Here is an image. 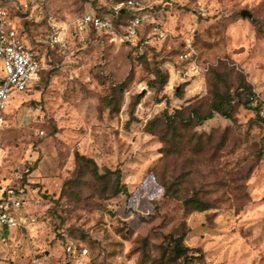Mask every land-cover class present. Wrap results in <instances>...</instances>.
I'll return each instance as SVG.
<instances>
[{"label": "rangeland", "instance_id": "rangeland-1", "mask_svg": "<svg viewBox=\"0 0 264 264\" xmlns=\"http://www.w3.org/2000/svg\"><path fill=\"white\" fill-rule=\"evenodd\" d=\"M0 1L44 62L33 89L12 91L0 129V198L12 189L15 215L34 219L3 228L0 264H57L68 243L87 247L88 264H264V0H145L140 49L96 30L50 45L51 25L112 0ZM186 43L209 72L181 83ZM213 70L242 74L259 116L235 103L166 131V113L204 112ZM176 230L197 249L187 262L171 252Z\"/></svg>", "mask_w": 264, "mask_h": 264}, {"label": "built area", "instance_id": "built-area-1", "mask_svg": "<svg viewBox=\"0 0 264 264\" xmlns=\"http://www.w3.org/2000/svg\"><path fill=\"white\" fill-rule=\"evenodd\" d=\"M148 6L145 0H112L109 7L100 12H85L76 17L70 24L52 26L49 34L50 45L66 48L64 35L70 29L73 35H82L90 30L101 31L118 36L129 45L139 46L148 43L147 39H139L140 27L143 24V10ZM131 11L130 17L122 24L120 14ZM121 28V34H116L115 28ZM154 35L163 38L165 33L153 27ZM148 38V37H147ZM178 62L184 63L173 68L181 81L196 79L201 76L206 67L199 64L198 54L191 43L178 54ZM0 129L5 123L4 111L13 90L17 92L30 91L41 77L44 62L34 47L26 39L17 24L11 19L8 7L0 1ZM263 113V111H261ZM21 200L14 195L12 189L6 191L0 198V234L3 228L12 230L26 228L34 221L33 218L17 216L14 210L19 208ZM2 235V234H1ZM3 236V235H2ZM62 260L57 264H88V249L78 243H68L64 249Z\"/></svg>", "mask_w": 264, "mask_h": 264}, {"label": "trees", "instance_id": "trees-1", "mask_svg": "<svg viewBox=\"0 0 264 264\" xmlns=\"http://www.w3.org/2000/svg\"><path fill=\"white\" fill-rule=\"evenodd\" d=\"M105 10L106 9H104V11ZM130 13L131 11H125L121 13L119 23L124 24L127 21V19L130 17ZM115 31L116 34H121L122 32L121 28H119L118 26L115 28ZM131 46L136 47L133 45ZM180 64L183 65L184 63L178 62L176 66H179ZM208 72H209V68L207 66L206 70H204L202 73L203 77H205V75L208 74ZM212 73L214 74L209 83L210 99H209V103H207L204 106V112H202L203 105H200L199 103H197L196 105H192L193 103L189 102L185 106L179 109H175L173 113L170 114L166 113V116L164 118L165 120L162 122V125H164L165 127L164 129L166 131H172V132L176 131V127L174 125L176 120H179L181 123H184L187 126L192 124L193 121L195 122V124L200 125L205 120L212 117L213 113H218L224 117H229L235 103L245 108L253 110L254 113L259 116L258 110H259V106L261 105L260 101H258L259 102L258 104L253 105L255 101L257 102L256 93L253 90L251 84L247 83L245 77L242 74L237 75L233 81L229 78L228 74H226L225 72H218L213 70ZM187 81H181V83H185ZM184 110L188 111L186 117L183 116ZM259 118L264 122L263 117L259 116ZM148 130L149 132L152 133L154 132L153 129L151 128V125L148 127ZM85 160L88 159L85 158ZM115 172L118 175L117 177L118 180L120 171L117 169ZM119 188L120 186L116 187L112 192V194L116 195L117 193L123 191L122 189ZM195 208L196 210L203 211L208 209L209 205L207 202L199 201L195 206ZM177 234L178 233L176 230V231H171L169 234L166 235V237L169 238V240L173 244L171 248V252L176 257H183L184 261L187 262L189 258L195 257L194 253L197 252V249H190L184 246L182 244L184 233H180L178 235ZM63 254H64V250H63Z\"/></svg>", "mask_w": 264, "mask_h": 264}, {"label": "water", "instance_id": "water-1", "mask_svg": "<svg viewBox=\"0 0 264 264\" xmlns=\"http://www.w3.org/2000/svg\"><path fill=\"white\" fill-rule=\"evenodd\" d=\"M241 15L243 16V17H248V18H250L251 17V14L248 12V11H246V10H243V11H241Z\"/></svg>", "mask_w": 264, "mask_h": 264}]
</instances>
